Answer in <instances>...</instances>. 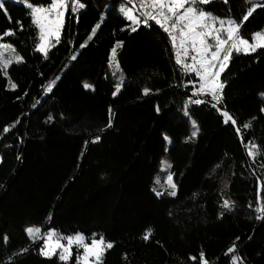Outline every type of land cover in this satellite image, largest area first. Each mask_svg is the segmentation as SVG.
Listing matches in <instances>:
<instances>
[{
    "label": "trees",
    "instance_id": "16d2710c",
    "mask_svg": "<svg viewBox=\"0 0 264 264\" xmlns=\"http://www.w3.org/2000/svg\"><path fill=\"white\" fill-rule=\"evenodd\" d=\"M80 3L85 7L68 11L47 59L35 50L29 10L10 1L0 10V34L16 31L0 42L23 57L7 77L0 71V264H63L40 254L42 241L33 242L28 228L102 235L113 243L103 264H199L201 251L210 264H232V257L264 264V219L256 212L264 204V49L233 54L221 77L222 101L213 107L192 95L167 33L151 21L131 31L118 10L127 0ZM201 7L240 23L252 2ZM258 30L264 7L243 23L241 35L250 40ZM117 42L119 70L109 61ZM191 81L198 82L194 75ZM197 98L206 102H189ZM223 111L236 125L224 122ZM249 148L258 154L250 156ZM225 200L231 209L222 207Z\"/></svg>",
    "mask_w": 264,
    "mask_h": 264
},
{
    "label": "snow or ice",
    "instance_id": "6c2138e0",
    "mask_svg": "<svg viewBox=\"0 0 264 264\" xmlns=\"http://www.w3.org/2000/svg\"><path fill=\"white\" fill-rule=\"evenodd\" d=\"M127 2L131 7L122 6L120 11L127 21L131 22L129 25L131 31H137L141 24L151 26L149 23L151 21L167 33L175 50L176 64L181 67L183 72L194 74L198 80V87L194 85L195 90L192 95L210 97L211 101H215L213 107L222 101L225 83L221 77L229 67L233 54L250 55L264 49V30L253 33L250 40L241 35L243 23L249 20L257 8L264 7V3H255L254 0H251L252 7L242 17L241 22L237 23L233 19H221L204 11L201 5H208L213 0H138L139 16L135 14L137 5L133 4V0H127ZM224 2L227 3L228 0H224ZM25 3L30 10L32 24L38 30L39 43L36 44L35 50L42 53L47 59L49 51L61 41L68 9L71 8L72 12H77L85 5L80 3V0H71V3L70 0H50L46 6H34L28 0H25ZM3 9L4 4L0 2V10ZM5 15H7L6 12ZM98 27L99 25L92 29V35L88 37L89 40L95 35ZM19 30H23L22 25L19 26ZM15 35V30H5L4 33L0 34V41H3L4 37ZM121 43H117L111 54L112 66L116 70H119V64L116 60L117 48L121 47ZM84 46L86 45H81V47ZM22 62L23 57L16 52L13 44L0 42V71L3 72L4 76H8L7 69L13 63ZM54 83L49 84L48 92L52 91ZM9 85L12 90L17 87L10 78ZM90 87L91 85L85 84V88ZM119 90L120 88L117 86L113 95H116ZM150 91V89L145 88L143 90L144 95H148ZM189 102L199 105L206 101L197 98L190 99ZM261 111H264V108ZM185 115H189V113L185 111ZM222 115L225 123L231 122L236 125L237 121L227 111H223ZM108 126H111V121ZM249 126V124L244 125L245 128ZM193 127L195 128V122H193ZM8 131L10 128L6 127L4 132ZM197 131L198 129L192 132V137L197 135ZM239 131L240 129L237 128V132ZM98 140L99 137L93 143ZM248 154L255 156L258 153L253 148H249ZM167 167L170 168L171 165H167ZM156 183H160L159 179ZM167 185L172 189L169 195L175 196L176 184L173 182L171 174L167 177ZM157 195H162V193L158 192ZM222 207L231 209L232 204L225 200ZM256 212L259 213L257 219H264V204H260L256 208ZM26 231L33 242L42 241L40 247L42 256L49 259L57 257L63 264H69L73 256H75V264H103L106 251L113 248V243L106 241L102 235L96 238L94 234L92 237L86 238L79 233L74 236H64L55 230H49L42 234L40 228H28ZM150 235L151 232L149 231L144 239L148 240ZM235 250L236 244L234 243L227 252L231 254ZM190 259L197 261V257H190ZM238 259V257H232V264H237ZM199 264H210L203 251L199 253Z\"/></svg>",
    "mask_w": 264,
    "mask_h": 264
},
{
    "label": "rangeland",
    "instance_id": "374dc122",
    "mask_svg": "<svg viewBox=\"0 0 264 264\" xmlns=\"http://www.w3.org/2000/svg\"><path fill=\"white\" fill-rule=\"evenodd\" d=\"M5 1H10V2H12V3H14V4H17V5H21V6H24L25 8H27L28 10H29V8L26 6V3H25V0H0V2H5ZM122 6H125V7H131V6H129V5H127L126 3H121V4H119V7H118V10H119V13L124 17V15L121 13V11H120V9H121V7ZM68 11H69V9H68ZM29 12H30V10H29ZM68 13V12H67ZM135 14L136 15H138L137 14V9H135ZM66 16H67V14H66ZM215 17H217V16H215ZM125 18V17H124ZM126 19V18H125ZM222 19V18H221ZM127 20V19H126ZM65 22H66V20H65ZM54 42V41H53ZM117 43H120V42H117ZM117 43L114 45V47L117 45ZM113 47V48H114ZM121 47H122V43H121ZM121 47H119V48H117V53L119 52V50H120V48ZM16 49V48H15ZM17 52V51H16ZM111 54H112V50H111V52H110V57H109V61L110 62H112L111 61ZM6 55H8L7 53H6ZM116 60H117V57H116ZM14 64V63H13ZM65 69H66V67H65ZM64 71V70H63ZM196 85H197V87H198V82L196 83ZM195 85V86H196ZM201 97H207V98H209V99H211L210 97H208V96H201ZM79 234H82V233H79ZM86 238H88V236L87 235H85V234H83ZM72 236H74V235H72ZM231 262H232V260H231ZM237 264H239V260H237Z\"/></svg>",
    "mask_w": 264,
    "mask_h": 264
},
{
    "label": "built area",
    "instance_id": "2783aa9c",
    "mask_svg": "<svg viewBox=\"0 0 264 264\" xmlns=\"http://www.w3.org/2000/svg\"><path fill=\"white\" fill-rule=\"evenodd\" d=\"M70 3H71V0H70ZM133 4H136L137 5V8L139 9V5H138V0H133ZM140 10V9H139ZM78 12V11H77ZM77 12H72L71 11V8H69V14L70 15H75ZM30 21L32 22V19H31V16H30ZM172 52H173V55H174V59H175V50L173 49L172 47ZM179 66V65H178ZM180 70H181V67L179 66ZM182 72V75H183V79H188L191 83L190 85L193 87V91L195 90V87L194 85H196V82H193L191 81V76H193L194 74L192 73H185L181 70ZM195 76V75H194ZM204 98H207V97H204ZM209 99V98H208ZM211 100V99H210ZM215 102V101H214Z\"/></svg>",
    "mask_w": 264,
    "mask_h": 264
},
{
    "label": "clouds",
    "instance_id": "9594fccd",
    "mask_svg": "<svg viewBox=\"0 0 264 264\" xmlns=\"http://www.w3.org/2000/svg\"><path fill=\"white\" fill-rule=\"evenodd\" d=\"M197 83V82H196Z\"/></svg>",
    "mask_w": 264,
    "mask_h": 264
},
{
    "label": "crops",
    "instance_id": "0c3cea01",
    "mask_svg": "<svg viewBox=\"0 0 264 264\" xmlns=\"http://www.w3.org/2000/svg\"><path fill=\"white\" fill-rule=\"evenodd\" d=\"M197 86V85H196Z\"/></svg>",
    "mask_w": 264,
    "mask_h": 264
}]
</instances>
